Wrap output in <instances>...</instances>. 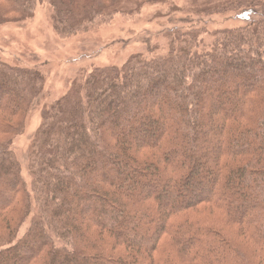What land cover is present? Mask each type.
<instances>
[{
	"label": "trees",
	"instance_id": "obj_1",
	"mask_svg": "<svg viewBox=\"0 0 264 264\" xmlns=\"http://www.w3.org/2000/svg\"><path fill=\"white\" fill-rule=\"evenodd\" d=\"M34 1L0 0V25L24 20ZM48 1L56 29L72 34L126 0ZM173 32L179 46L165 57L98 69L43 113L30 161L42 219L13 243L17 229L2 218L0 264L264 263V17L215 33L202 52L196 36ZM41 84L0 61V114L27 110ZM9 146L0 214L23 199L28 215ZM199 207L224 222L193 218ZM227 225L252 242L249 257Z\"/></svg>",
	"mask_w": 264,
	"mask_h": 264
},
{
	"label": "rangeland",
	"instance_id": "obj_2",
	"mask_svg": "<svg viewBox=\"0 0 264 264\" xmlns=\"http://www.w3.org/2000/svg\"><path fill=\"white\" fill-rule=\"evenodd\" d=\"M249 6L253 9L238 11ZM53 15L54 10L48 0H35L24 20L11 15L6 23L0 25V61L13 68L36 71L42 77L40 93L32 99L27 110L14 116L0 114V124L8 128L7 131L0 129V145L9 143L30 202L28 215L23 199L12 206L11 211L0 214V225L2 218L8 216L12 230L17 229L13 243L24 236L32 222L42 219L39 204L31 193L30 161L32 142L42 126L45 111L64 97L73 85L98 69H120L133 56L146 60L165 57L171 47L179 46L181 34H173V31L196 36V51L210 50L215 33L237 30L264 17V0L118 1L102 16L72 34L60 33L53 23ZM211 212L199 207L189 214L196 219L224 222L222 215L217 218ZM226 230L242 253L249 257L254 250L252 242L245 235L237 236L234 233L236 228L231 225H227ZM0 234L2 237L5 233ZM54 243L61 245L57 239ZM164 243L165 250L175 253L174 248ZM181 261L175 256L172 263L188 262ZM251 261L264 264L257 259Z\"/></svg>",
	"mask_w": 264,
	"mask_h": 264
}]
</instances>
